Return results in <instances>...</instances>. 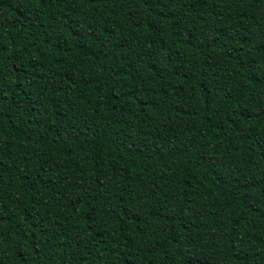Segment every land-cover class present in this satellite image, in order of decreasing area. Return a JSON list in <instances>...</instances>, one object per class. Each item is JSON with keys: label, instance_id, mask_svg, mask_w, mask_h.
I'll return each instance as SVG.
<instances>
[{"label": "trees", "instance_id": "obj_1", "mask_svg": "<svg viewBox=\"0 0 264 264\" xmlns=\"http://www.w3.org/2000/svg\"><path fill=\"white\" fill-rule=\"evenodd\" d=\"M0 264H264V0H0Z\"/></svg>", "mask_w": 264, "mask_h": 264}]
</instances>
